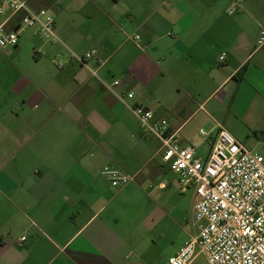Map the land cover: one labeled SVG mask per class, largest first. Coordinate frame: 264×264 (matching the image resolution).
I'll list each match as a JSON object with an SVG mask.
<instances>
[{
	"label": "crops",
	"instance_id": "crops-1",
	"mask_svg": "<svg viewBox=\"0 0 264 264\" xmlns=\"http://www.w3.org/2000/svg\"><path fill=\"white\" fill-rule=\"evenodd\" d=\"M26 1L50 10L59 40L0 14L19 30L17 47H0V264H165L198 232L196 194L180 191L130 105L202 157L221 128L264 157V0L235 15L232 0ZM93 49L88 67L74 57ZM105 167L134 180L112 186ZM175 183L191 204L173 217Z\"/></svg>",
	"mask_w": 264,
	"mask_h": 264
},
{
	"label": "built area",
	"instance_id": "built-area-1",
	"mask_svg": "<svg viewBox=\"0 0 264 264\" xmlns=\"http://www.w3.org/2000/svg\"><path fill=\"white\" fill-rule=\"evenodd\" d=\"M243 2L232 0L226 13L235 15ZM5 7L19 23V30L34 29L49 43L59 40L50 10H33L26 0H0V14ZM19 30L8 32L1 26L0 47H17ZM260 42L264 44V31ZM74 57L86 67L90 60L99 62L97 49ZM90 71L97 76V70ZM119 84L115 80L111 87ZM134 98L132 92L121 97L126 104ZM130 107L143 135L160 141L161 159L177 176L180 191L193 188L196 194L194 221L198 232L165 264H194L201 256L207 264H264V157L246 149L222 128L207 156L202 157L195 147L182 145L175 134H169L166 119H156L153 111L141 104ZM200 134L206 135L203 130ZM101 174L115 187L134 180L119 168L105 167ZM26 240V236L21 237L18 244L23 246Z\"/></svg>",
	"mask_w": 264,
	"mask_h": 264
},
{
	"label": "rangeland",
	"instance_id": "rangeland-1",
	"mask_svg": "<svg viewBox=\"0 0 264 264\" xmlns=\"http://www.w3.org/2000/svg\"><path fill=\"white\" fill-rule=\"evenodd\" d=\"M10 48H13V47H10ZM170 175H171V177L174 178L173 174L170 173ZM176 188H178L176 186V183H175V187L174 188L173 187L172 188L171 187L168 188V212L173 217L175 216L174 213L172 214L173 207H174L175 203H177V202L179 203L180 202L179 206H180V208L183 211H186V209L188 208L189 204H191V193L189 192V193H186V194H180ZM172 224L173 223H172L171 219L168 218V228ZM191 226L192 225H190V228H191ZM184 227H185V225H184ZM175 228L179 229L177 227H175ZM179 232H180L179 230L173 229L171 235L168 237V240H169V238H174L175 239L177 237V235L179 234ZM177 247H178V241H176L174 244L168 246V257L171 256L174 253V251L176 250ZM198 263L207 264V262H206V260H205V258L203 256H201L199 258Z\"/></svg>",
	"mask_w": 264,
	"mask_h": 264
},
{
	"label": "trees",
	"instance_id": "trees-1",
	"mask_svg": "<svg viewBox=\"0 0 264 264\" xmlns=\"http://www.w3.org/2000/svg\"><path fill=\"white\" fill-rule=\"evenodd\" d=\"M16 21V20H15Z\"/></svg>",
	"mask_w": 264,
	"mask_h": 264
}]
</instances>
